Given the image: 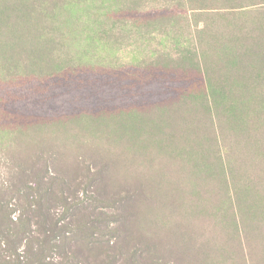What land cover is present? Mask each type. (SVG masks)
Listing matches in <instances>:
<instances>
[{
  "label": "rangeland",
  "instance_id": "374dc122",
  "mask_svg": "<svg viewBox=\"0 0 264 264\" xmlns=\"http://www.w3.org/2000/svg\"><path fill=\"white\" fill-rule=\"evenodd\" d=\"M0 264H264V0H0Z\"/></svg>",
  "mask_w": 264,
  "mask_h": 264
}]
</instances>
